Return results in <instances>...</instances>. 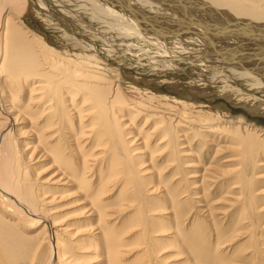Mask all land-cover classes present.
<instances>
[{
	"label": "bare ground",
	"instance_id": "6f19581e",
	"mask_svg": "<svg viewBox=\"0 0 264 264\" xmlns=\"http://www.w3.org/2000/svg\"><path fill=\"white\" fill-rule=\"evenodd\" d=\"M39 18L68 38L89 33L90 41L74 39L88 51L95 38L123 44L154 71H181L264 103V0H0V264H119L117 228L128 209L127 223L147 239L139 264H227L225 244L241 229L253 243L239 262L264 264L263 127L126 84L86 49L48 44L32 29ZM227 149L236 152L219 154ZM185 194L199 205V227L187 231ZM107 195L124 201L112 206ZM65 197L76 206L55 212ZM225 200L237 210L220 220ZM172 211L174 225L160 222ZM71 213L84 218L62 222ZM24 222L40 228L27 234Z\"/></svg>",
	"mask_w": 264,
	"mask_h": 264
},
{
	"label": "rangeland",
	"instance_id": "374dc122",
	"mask_svg": "<svg viewBox=\"0 0 264 264\" xmlns=\"http://www.w3.org/2000/svg\"><path fill=\"white\" fill-rule=\"evenodd\" d=\"M78 14L80 15V13ZM51 17L53 18L54 21H56L55 17L53 16ZM75 18L77 19L78 17H75ZM53 20L51 22L50 20H44L42 18L35 19L34 22L36 25H33L32 29L35 31H39V33L42 36H44V39L48 44H50L51 46L59 50H62V49L66 50L67 47H70L72 48L71 52L74 51L77 53H86L85 51L86 48L78 45L74 39L87 42V40L90 41L89 39H93V37H91V35L89 33H86L85 31H81L82 33H84V35L82 33H79L81 35L75 34V36L72 34H68L70 38L65 37L63 33L64 29L61 26L60 27L62 30L58 28L57 26H55ZM85 22L94 23L90 20H85ZM104 33L106 32L104 31ZM121 42H123L122 39L115 40L116 45L117 44L120 45ZM94 43H96V48L91 49L90 51H88L89 49H86L87 52H89L88 54L95 55L98 58L99 63L102 66L103 65L106 66V68H108L110 73L112 72L120 73L126 84L133 82L136 86L141 88L140 90L142 91L153 90L152 93L156 95L167 94L171 97L186 99L187 101L194 102L196 106H200L201 104L203 105L209 104L211 106H215V108L219 109L220 111H225V110L231 111L234 115L239 116V114L242 113L244 116L243 121L245 123L254 122L260 127H263L264 129V103L262 105L261 104L259 105L254 100L240 98L239 96H237L236 94L232 92L227 93V92L221 91L222 89L217 83H210L207 81H201V82L192 81L190 76L182 73L181 71L175 70V71H169L167 73H159L157 71H154V69L149 64L141 63L138 60L139 56L137 54H132L131 52H128L126 54V49H123L124 48L123 44L119 47V49H114L111 45L105 43L103 39H100V38H95ZM256 96L257 98L263 99L261 94H257L253 97H256ZM130 97H134V95H131ZM140 120H141V116L136 117L135 124L139 123ZM134 128H135V125H131L130 129H134ZM141 131H143V128L141 129ZM197 139L201 140L202 138L199 136L197 137ZM202 147L205 148L206 143L203 144L202 146H199V148H202ZM199 148L198 150H200ZM233 152L234 153L236 152L235 149H227V150H223V152L219 154L220 155H224V154L230 155ZM197 154H198V158L202 160V153H197ZM228 157L232 158V156L222 157L221 158L222 163H225ZM229 161H232V160H229ZM154 163L156 167H160L161 169L160 173L166 175L165 171L167 170V167L160 166L161 164L166 163V158L163 156V151L154 152ZM206 175L209 177V173H207ZM261 179L264 180V176ZM115 194L116 192H114V198H115ZM104 198L107 201H112V206L118 202L124 201V200H121V197L116 198V200L114 201V199L108 198V195L107 197H104ZM180 198L181 200H183V205H182L183 209H182V212H180L181 214L180 219L182 220L181 224H182L183 230L187 231L192 226H194L195 228H198L199 223L197 219L194 217V212H193V210L197 209L199 206L196 203H194L195 198L193 197L192 194H188V195L185 194V195H182ZM71 200H72L71 197H65L63 199H60V201H55L54 202L55 204L66 202V204L58 207L55 212L61 213V212L73 209L76 206V203H73V202L70 203ZM225 202L227 205L224 207H221L218 210L219 212L218 217H220L219 218L220 220L223 216L221 212H226L228 210H233V211L237 210L236 206H232V203L230 200H225ZM187 209L192 210L191 215L189 216H186L184 214V212ZM127 211H126L127 214L123 216L122 224H120L117 228L118 229V242L121 243L117 246L118 248L117 258H118L119 264H139V262L141 263L142 261L145 260V258H147L148 252H145V250H143L144 244L147 242V239H141L142 237L141 236V232H142L141 226H134V225H130L127 223L129 219V215L133 213V210L129 211L128 209ZM173 214H175L174 211H172L171 215L169 216L166 215V217L160 220V222L168 221L170 224L174 225L175 222L171 217ZM82 218H84V215H81L79 213H71L70 215H67L62 220V222H65V221L74 222V221H79ZM199 220L203 224L205 223V220L203 218H200ZM240 223H243L245 225V221L243 219L241 220ZM18 225H22V226L24 225L25 232L27 234H31L33 231H37L40 228L38 227V225H32L31 227H29L30 225L25 224V222L19 223ZM83 227L84 226H81V228ZM238 231H241V233L234 236L232 241H228V243L225 244V245L231 246V251L233 252V253L228 252L226 254V257L230 258V261L227 264H241L239 260H241L244 255L252 253L251 248H250V245L253 243V239L251 238V230L241 229ZM229 234L230 232H226L222 236L223 239H226L229 236ZM258 234L260 235V238H264V228H262V231H259ZM169 235H170L169 230L166 231L165 235H161V237L163 238L162 243L169 242L168 241ZM78 236L79 238H86L87 234L80 233ZM137 241H139L138 242L139 244L136 243ZM222 249L224 248L222 247ZM168 252H172V251H168ZM172 262H177V261H172Z\"/></svg>",
	"mask_w": 264,
	"mask_h": 264
}]
</instances>
